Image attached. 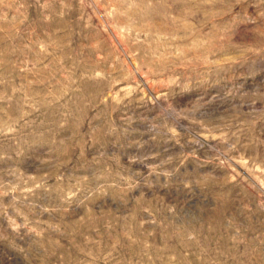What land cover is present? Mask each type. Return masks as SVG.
Masks as SVG:
<instances>
[{
	"label": "rangeland",
	"instance_id": "1",
	"mask_svg": "<svg viewBox=\"0 0 264 264\" xmlns=\"http://www.w3.org/2000/svg\"><path fill=\"white\" fill-rule=\"evenodd\" d=\"M0 264H264V0H0Z\"/></svg>",
	"mask_w": 264,
	"mask_h": 264
},
{
	"label": "bare ground",
	"instance_id": "2",
	"mask_svg": "<svg viewBox=\"0 0 264 264\" xmlns=\"http://www.w3.org/2000/svg\"><path fill=\"white\" fill-rule=\"evenodd\" d=\"M131 257V256H130ZM134 257V256H133Z\"/></svg>",
	"mask_w": 264,
	"mask_h": 264
}]
</instances>
